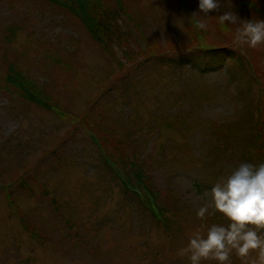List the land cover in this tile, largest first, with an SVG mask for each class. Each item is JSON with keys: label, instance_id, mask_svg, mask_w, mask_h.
<instances>
[{"label": "rangeland", "instance_id": "374dc122", "mask_svg": "<svg viewBox=\"0 0 264 264\" xmlns=\"http://www.w3.org/2000/svg\"><path fill=\"white\" fill-rule=\"evenodd\" d=\"M233 1L219 0L205 16L199 0H115L124 43L107 52L46 0H0V264H190L177 255L190 235L229 224L212 208L204 219L197 211L221 177L241 163H264L248 143L264 117L256 111L264 107V43L238 44L240 25L218 19L232 11L239 20H264V0ZM212 47L235 52L246 70L219 56L177 68L158 59ZM8 66L59 115L9 90ZM104 160L123 186L118 168L125 175L127 165L140 166L163 224L122 194ZM253 262L259 250L247 257L233 250L225 264Z\"/></svg>", "mask_w": 264, "mask_h": 264}, {"label": "clouds", "instance_id": "9594fccd", "mask_svg": "<svg viewBox=\"0 0 264 264\" xmlns=\"http://www.w3.org/2000/svg\"><path fill=\"white\" fill-rule=\"evenodd\" d=\"M219 8V0L198 2V12L205 16ZM197 14L194 12L192 16ZM218 19L221 24L227 21L240 25L235 36L238 44L255 48L264 43V20H239L232 11L225 12ZM196 27L206 29L207 25L197 22ZM207 194L211 200L198 209L197 217L204 219L212 208L221 213L229 224L226 227L214 224L206 233L202 230L193 232L177 255L187 257L190 264H200L202 260L209 259L225 264L233 250L240 257L259 250V264H264V232L258 231L264 230V163H241L227 177H221Z\"/></svg>", "mask_w": 264, "mask_h": 264}, {"label": "trees", "instance_id": "16d2710c", "mask_svg": "<svg viewBox=\"0 0 264 264\" xmlns=\"http://www.w3.org/2000/svg\"><path fill=\"white\" fill-rule=\"evenodd\" d=\"M233 1V0H232ZM46 4L51 6L63 13L69 14L74 19L78 20V22L84 27L87 31L89 37L95 41L103 50L110 52L112 46L121 47L123 46L124 41L121 40L117 36V23L119 21L120 12L123 11L121 4H116L115 0H113L114 4L116 5L114 8H107L103 5L102 0H46ZM234 2V1H233ZM234 3H238L235 0ZM245 8L252 9L253 13H259L260 11L255 6H245ZM220 59H234L237 66L240 68L241 72L243 71L242 65L246 70L242 59L235 54V52L231 53L227 47L222 48H214V49H194L192 52H182L180 54H176L175 56L168 57L166 55L158 56L159 60L166 59L164 63L172 68H177L185 64L186 61L190 59H202V58H216ZM127 59L130 60L131 56L127 54ZM11 75H7L6 83L4 84L9 90L15 92V94L20 97L24 102L33 103L39 107L44 108L49 113L58 114L59 109L54 108L48 99L42 96L40 93H32L28 88L34 90L32 86L22 80H14L12 75L16 74V70L12 66H8L7 73ZM257 83L259 82L258 76L255 78ZM240 102L242 104L243 109H245L243 105V95L239 93ZM262 98V105L264 102V94L260 95L259 101ZM264 111V107L256 106L257 115H261V111ZM242 114L240 108V115ZM62 115V114H61ZM264 115V113H263ZM262 115V116H263ZM63 116V115H62ZM82 126L88 130V134L97 136L93 129L89 126H86L84 122H80ZM229 135V133H228ZM248 143L252 146L254 150V158L255 160L260 159L261 155H264V117L261 120V123L256 121V130L254 136H250ZM129 145V144H128ZM257 163V161H256ZM256 163L254 165H256ZM131 169L132 172L128 174L123 173V178L125 179V187L119 182V178L113 175V171H109L106 167L108 173L112 176V178L117 182L120 186L122 194L130 197L132 196L135 201L139 204L146 211L148 215V219L152 222L153 225L159 227V223L163 224V219L160 215L158 208H161L156 203V192L153 191L150 186L146 183L145 179L143 178L142 174L140 173V166L137 164H129L127 165ZM137 168V169H136ZM136 169V170H135ZM131 184H129L128 182ZM135 187L138 190L144 192L149 197L143 201L141 204L135 198V195L130 193L131 191L129 188ZM153 204V207H156L159 212L158 220L155 219L153 212L149 209V204ZM137 204V205H138ZM155 205V206H154ZM163 212L165 213L164 209ZM166 214V213H165ZM161 221V222H159ZM168 226V222L165 225ZM162 227V226H161ZM163 228V227H162ZM264 232V230H263Z\"/></svg>", "mask_w": 264, "mask_h": 264}]
</instances>
